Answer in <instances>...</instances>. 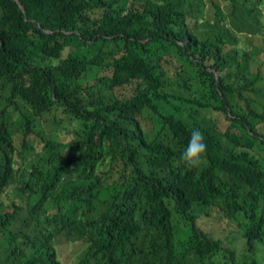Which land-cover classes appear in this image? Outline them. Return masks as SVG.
I'll return each mask as SVG.
<instances>
[{
	"label": "trees",
	"instance_id": "trees-1",
	"mask_svg": "<svg viewBox=\"0 0 264 264\" xmlns=\"http://www.w3.org/2000/svg\"><path fill=\"white\" fill-rule=\"evenodd\" d=\"M263 9L0 0V264H264Z\"/></svg>",
	"mask_w": 264,
	"mask_h": 264
},
{
	"label": "clouds",
	"instance_id": "clouds-1",
	"mask_svg": "<svg viewBox=\"0 0 264 264\" xmlns=\"http://www.w3.org/2000/svg\"><path fill=\"white\" fill-rule=\"evenodd\" d=\"M205 149L206 144L202 133L199 129H193L179 159L186 166L196 167L200 164Z\"/></svg>",
	"mask_w": 264,
	"mask_h": 264
},
{
	"label": "rangeland",
	"instance_id": "rangeland-1",
	"mask_svg": "<svg viewBox=\"0 0 264 264\" xmlns=\"http://www.w3.org/2000/svg\"><path fill=\"white\" fill-rule=\"evenodd\" d=\"M262 19L264 21V9L262 10ZM251 40V36H248L247 38L244 36V42L245 43H249ZM234 224H230L228 225V227L226 228V231H229L231 229V231L233 229H236ZM237 232V231H236ZM79 245L78 244H71V243H67L64 240H61L59 242V244L57 245V252L60 256V258L65 261L68 262V259H72V256L76 254Z\"/></svg>",
	"mask_w": 264,
	"mask_h": 264
}]
</instances>
